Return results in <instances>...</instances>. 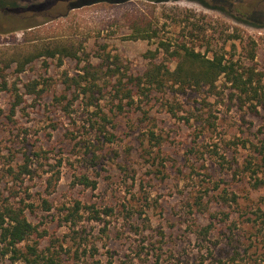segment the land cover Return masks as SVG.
<instances>
[{"label":"rangeland","instance_id":"1","mask_svg":"<svg viewBox=\"0 0 264 264\" xmlns=\"http://www.w3.org/2000/svg\"><path fill=\"white\" fill-rule=\"evenodd\" d=\"M17 1V9L0 8V191L18 187L6 169L23 163L24 153L33 158L41 148L51 163L62 161L52 194L44 191L47 174L40 169L23 186L31 196L21 189L34 203L27 216L38 229L29 243L38 241L47 254L59 251L62 264H264V226L250 220L254 211H264V185L251 188L244 171L263 137L262 117L224 77L214 90L167 87L151 100H124L122 111L110 86L89 105L84 84L69 81L80 79L89 61L114 68V55L120 56V71L111 85L121 73L141 74L149 64L145 54L169 41L255 67L264 83V0ZM140 19L150 21L147 37L137 36ZM57 44L78 56L47 57L45 50ZM35 53L41 56L19 72V59ZM77 93L66 112L68 100L57 97ZM103 113L111 122L101 119ZM150 130L162 137L161 146L149 145ZM219 155L226 157L225 167ZM81 173L97 186H73ZM224 190L235 193L238 204L219 199ZM76 199L95 206L101 218L86 210L76 227L64 222L62 209ZM0 264L26 263L0 255Z\"/></svg>","mask_w":264,"mask_h":264},{"label":"trees","instance_id":"2","mask_svg":"<svg viewBox=\"0 0 264 264\" xmlns=\"http://www.w3.org/2000/svg\"><path fill=\"white\" fill-rule=\"evenodd\" d=\"M125 0H117L115 2H121ZM153 1H165V0H153ZM222 4L227 0H216ZM0 0V8L10 7L17 9L20 7L17 0H9L8 3ZM3 3V4H2ZM219 5V4H218ZM220 6V5H219ZM217 7L222 10L223 7ZM255 10L251 13H245L249 18L252 17ZM138 31L137 36L147 37L150 30V21L141 20L140 24L136 28ZM154 34L156 32L154 31ZM136 36V35H134ZM156 50H149L145 56L149 60L147 68L141 74L121 73V76H117L114 83L111 85L110 81L120 71L119 61L120 56L114 55V68L111 65H105L104 63L93 64L90 61L86 63L80 79L70 78L72 84L76 86H82L83 94H88L86 97L90 99L89 105H92L98 98L96 95L104 96V89L111 87V91L114 90L113 103L116 100L119 101L115 106L122 111L124 100H127L128 105H133L137 96H143L151 100L157 92H163L167 87H177L181 93L186 92L190 88H202L204 86L214 90L217 87V82L220 77H224L225 80L231 84L232 88L236 90V97L244 103H248L254 113L261 115L262 123L260 125V132L263 137L259 142L254 144L253 155L245 159L244 171L249 173V178L252 180L251 188L257 189L264 185V83L263 74L257 71L255 67H244L238 65L235 61L226 59L225 55L214 53L212 56L203 54L201 51H197L195 48L189 47L184 43H177L175 45L169 41H161ZM19 52V51H18ZM165 53V59L158 60L161 54ZM18 54V53H17ZM20 54V53H19ZM13 60L17 61L18 56ZM47 57L58 56L62 61L63 57H77L78 53L71 46L65 44H57L54 48L45 50ZM44 54V55H45ZM40 53H35L26 56L24 59H19L18 69L19 72L24 70L26 64L33 59L40 57ZM251 59L255 58L254 49L250 53ZM14 62V61H13ZM174 62L175 66L172 68L170 63ZM12 62L6 63L5 66L10 67ZM110 64V63H109ZM107 67L105 70L104 67ZM108 76L109 79H106ZM106 80L105 84H101L100 81ZM108 81V85H107ZM65 82H68L67 80ZM85 82V83H83ZM6 88V82L1 86ZM71 88V84L68 85ZM111 93V92H110ZM139 94V95H138ZM19 97V95H17ZM80 93L68 98V95H61L57 97L58 100H68L64 105V110L69 112L70 106L79 98ZM20 102V101H19ZM3 111L0 109V114ZM15 113V108L12 110V114ZM69 114V113H68ZM175 114V113H174ZM101 119L107 123L111 122L106 113L102 114ZM103 127H106L104 124ZM113 134L108 137L109 141L113 140ZM148 143L151 147L161 146L162 137L154 130H150L148 133ZM220 165L224 166L227 159L224 155H219ZM51 157L48 155V151L45 149H37L33 151V158L28 153H24V162L17 167L13 165L8 166L6 169V175L10 176L13 184L18 187H3L0 191V255H9L13 261H22L26 264H62V253L59 251H53L52 254H47L40 249L38 241L30 244L29 241L32 237L38 234L37 226L34 225L27 216V211L34 209V203H27L26 197L22 195L21 189L24 188V193L27 194V198L31 196L29 188L23 187L28 178H34L37 170H42V173L47 174L45 177V189L44 191L50 195L56 189L60 179L62 165L61 159L58 163H51ZM36 167L34 168V165ZM73 186L84 185L86 187H96L97 181L92 179L87 174L75 175L72 183ZM201 199V196H199ZM219 199L225 203L238 204V198L235 193L229 194L227 190H224ZM44 209L50 210L51 204L47 198L42 199ZM64 217L63 220L69 224L72 228L76 227L79 222L84 218V212L87 210L92 212L90 218L99 219V210L93 205L82 203L81 200H75L72 206L63 208ZM106 213L110 214V208L106 209ZM255 218L250 219L255 224L260 223L264 226V211L258 209L254 211ZM228 216V215H227ZM261 220V221H260ZM260 221V222H259ZM72 237L76 239L78 230L73 229ZM81 245V243H79ZM50 250V249H49ZM97 249L93 248V253ZM75 258L78 257V249L74 254Z\"/></svg>","mask_w":264,"mask_h":264}]
</instances>
